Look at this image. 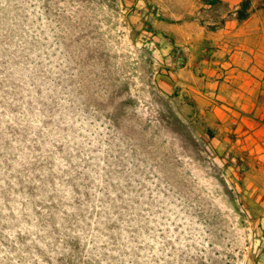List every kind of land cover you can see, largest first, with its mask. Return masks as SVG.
Here are the masks:
<instances>
[{"label":"rangeland","instance_id":"rangeland-1","mask_svg":"<svg viewBox=\"0 0 264 264\" xmlns=\"http://www.w3.org/2000/svg\"><path fill=\"white\" fill-rule=\"evenodd\" d=\"M135 2L0 0V264H264Z\"/></svg>","mask_w":264,"mask_h":264},{"label":"crops","instance_id":"crops-1","mask_svg":"<svg viewBox=\"0 0 264 264\" xmlns=\"http://www.w3.org/2000/svg\"><path fill=\"white\" fill-rule=\"evenodd\" d=\"M242 1L136 0L135 7L169 51L167 92L191 106L215 152L240 164L247 211L264 213V8L251 0L239 21Z\"/></svg>","mask_w":264,"mask_h":264},{"label":"trees","instance_id":"trees-1","mask_svg":"<svg viewBox=\"0 0 264 264\" xmlns=\"http://www.w3.org/2000/svg\"><path fill=\"white\" fill-rule=\"evenodd\" d=\"M261 7L264 8V0L262 1ZM251 0H243L236 11V16L239 21L246 20L250 15Z\"/></svg>","mask_w":264,"mask_h":264}]
</instances>
